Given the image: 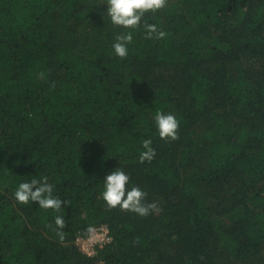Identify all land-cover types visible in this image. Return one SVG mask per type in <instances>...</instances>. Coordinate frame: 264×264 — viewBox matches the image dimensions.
<instances>
[{"label":"trees","instance_id":"16d2710c","mask_svg":"<svg viewBox=\"0 0 264 264\" xmlns=\"http://www.w3.org/2000/svg\"><path fill=\"white\" fill-rule=\"evenodd\" d=\"M103 3L0 0V264H264V0H167L146 16L168 35L135 31L123 59ZM157 109L177 139L156 135ZM120 164L148 215L100 199ZM33 175L59 212L13 200ZM92 226L107 239L88 255Z\"/></svg>","mask_w":264,"mask_h":264},{"label":"clouds","instance_id":"9594fccd","mask_svg":"<svg viewBox=\"0 0 264 264\" xmlns=\"http://www.w3.org/2000/svg\"><path fill=\"white\" fill-rule=\"evenodd\" d=\"M167 0H104V11L110 23L120 29L111 44V54L117 58H126L129 54V45L133 43L134 32L143 29L146 39H164L168 33L162 30L156 23L148 22L147 14L155 13L163 9ZM38 77L45 78L44 72H39ZM155 133L161 140H175L178 138L180 122L178 118L168 111L157 109L152 116ZM141 150L138 161L140 163L151 162L156 150L152 146V137L141 140ZM146 191L138 184L131 182L130 174L123 166H118L109 171L102 179V189L99 197L109 209L119 208L135 213L138 216H146L149 211L156 209L153 202H146ZM12 198L18 204H33L39 208L59 212L65 200L54 195V184L46 175H33L30 179L16 183ZM65 220L62 215H55L50 227L56 229L57 235L63 238L60 230L64 227ZM91 231V229H89Z\"/></svg>","mask_w":264,"mask_h":264},{"label":"built area","instance_id":"2783aa9c","mask_svg":"<svg viewBox=\"0 0 264 264\" xmlns=\"http://www.w3.org/2000/svg\"><path fill=\"white\" fill-rule=\"evenodd\" d=\"M88 230L86 236H79L76 240L79 248L86 254L90 255L94 252V246L96 243L102 242L107 239V228L104 226L96 227L92 226Z\"/></svg>","mask_w":264,"mask_h":264}]
</instances>
